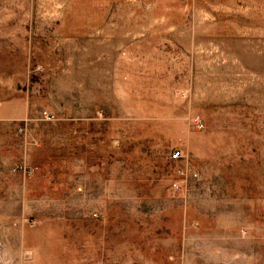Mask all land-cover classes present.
Instances as JSON below:
<instances>
[{
  "label": "rangeland",
  "instance_id": "1",
  "mask_svg": "<svg viewBox=\"0 0 264 264\" xmlns=\"http://www.w3.org/2000/svg\"><path fill=\"white\" fill-rule=\"evenodd\" d=\"M0 264H264V0H0Z\"/></svg>",
  "mask_w": 264,
  "mask_h": 264
},
{
  "label": "built area",
  "instance_id": "2",
  "mask_svg": "<svg viewBox=\"0 0 264 264\" xmlns=\"http://www.w3.org/2000/svg\"><path fill=\"white\" fill-rule=\"evenodd\" d=\"M178 154H179L178 152H173L172 157L177 158Z\"/></svg>",
  "mask_w": 264,
  "mask_h": 264
}]
</instances>
